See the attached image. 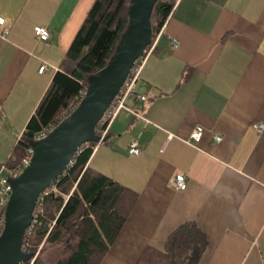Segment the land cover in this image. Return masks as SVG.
<instances>
[{
  "label": "crops",
  "instance_id": "1",
  "mask_svg": "<svg viewBox=\"0 0 264 264\" xmlns=\"http://www.w3.org/2000/svg\"><path fill=\"white\" fill-rule=\"evenodd\" d=\"M94 2L0 0V165ZM36 26L50 29L47 41ZM153 43L127 101L134 112H119L88 162L138 193L102 264H137L188 222L208 240L198 264H264V131L254 127L264 122V0H177ZM197 126L203 136L189 143ZM179 173L185 190L174 188Z\"/></svg>",
  "mask_w": 264,
  "mask_h": 264
},
{
  "label": "trees",
  "instance_id": "2",
  "mask_svg": "<svg viewBox=\"0 0 264 264\" xmlns=\"http://www.w3.org/2000/svg\"><path fill=\"white\" fill-rule=\"evenodd\" d=\"M176 1L155 3L151 14L153 37L160 32ZM130 2L95 0L5 163L9 169L19 168L32 142L43 131L49 135L79 106L91 76L106 67L117 52L129 26ZM97 143L90 141V147L84 145L78 150L65 171L40 195L23 241V249L32 256L21 264L104 261L133 211L138 193L88 165L92 146ZM4 217L5 210L0 217V235ZM207 246L202 229L188 222L170 234L163 250L146 247L137 264H198Z\"/></svg>",
  "mask_w": 264,
  "mask_h": 264
},
{
  "label": "water",
  "instance_id": "3",
  "mask_svg": "<svg viewBox=\"0 0 264 264\" xmlns=\"http://www.w3.org/2000/svg\"><path fill=\"white\" fill-rule=\"evenodd\" d=\"M159 0H131L129 26L108 65L90 78L87 92L75 111L49 135L32 142L31 161L11 178L13 191L5 208L0 235V264H21L31 258L23 249L25 232L40 195L70 164L86 142L99 141L97 126L124 84L135 62L153 39L151 14Z\"/></svg>",
  "mask_w": 264,
  "mask_h": 264
},
{
  "label": "built area",
  "instance_id": "4",
  "mask_svg": "<svg viewBox=\"0 0 264 264\" xmlns=\"http://www.w3.org/2000/svg\"><path fill=\"white\" fill-rule=\"evenodd\" d=\"M0 24L3 25L5 23V19L0 16ZM35 34L38 39L47 41L50 38V29L45 26H36L35 27ZM7 32V31H6ZM173 46H177L179 44V40L176 38L172 39ZM155 44L148 45L140 57L135 62V65L131 69L128 77L126 78L124 84L120 88L118 94L115 96L112 103L106 109L101 121L99 122V127L97 130V134L100 136V140L97 144L92 146L93 152L98 147L99 143L105 140L107 134L109 133L110 126L119 112L123 109L129 110L134 112L133 108L128 105V99L136 93L135 85L139 78L141 69L147 60V58L154 52ZM47 69V64L44 63L40 67V72H44ZM138 99L144 100L146 97L145 95L137 96ZM254 127L259 131H264V122H258L254 124ZM204 127L197 126L193 129L190 137L188 138L189 143L199 142L203 136ZM47 133L44 131L38 136V139L45 137ZM223 140V135L219 132L214 133L213 141L215 143H219ZM90 147L89 142L84 143L78 150L83 146ZM77 150V151H78ZM141 151V145L138 141H134L130 144L129 153L131 155H137ZM34 149L33 147H29L26 150V153L22 159L19 168L9 169L6 164L0 165V207L5 210L9 198L13 191V185L11 183V178L18 177L27 167L31 161ZM174 188L177 190H185L188 186V179L185 174H177L175 177V181L173 183Z\"/></svg>",
  "mask_w": 264,
  "mask_h": 264
},
{
  "label": "snow or ice",
  "instance_id": "5",
  "mask_svg": "<svg viewBox=\"0 0 264 264\" xmlns=\"http://www.w3.org/2000/svg\"><path fill=\"white\" fill-rule=\"evenodd\" d=\"M0 22H2V21H0Z\"/></svg>",
  "mask_w": 264,
  "mask_h": 264
}]
</instances>
